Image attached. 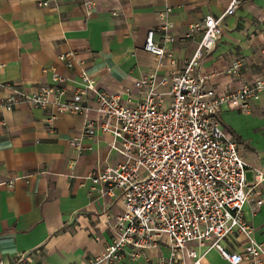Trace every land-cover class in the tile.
<instances>
[{"label":"crops","instance_id":"1","mask_svg":"<svg viewBox=\"0 0 264 264\" xmlns=\"http://www.w3.org/2000/svg\"><path fill=\"white\" fill-rule=\"evenodd\" d=\"M41 1L0 0V100L8 94L5 85L27 94L54 85L52 71L65 79L67 96L80 87L81 69L98 89L111 92L133 89L136 80L154 72L161 77L181 71L201 39V32L182 38L187 27L220 16L227 6V0H55L40 7ZM86 1L92 2L89 16ZM166 9L174 41L164 47L174 63L143 50L147 32L160 25ZM68 53L75 54L71 68L59 60ZM235 60L243 63L239 76L227 74ZM195 73L205 79V91L216 95L236 94L241 79L264 76V0H244L224 19L221 38ZM52 115L50 107L0 110V184L15 179L11 189L0 185V264H12L22 253H36L37 264H85L109 243L108 220L123 211L117 191L101 196V186L87 178L121 161L109 152L111 137L86 141L90 149L80 154L69 146L95 111ZM218 118L237 144L250 185L254 169L264 173V96L247 111L224 106ZM259 193L264 199V182ZM243 216L254 240L264 243V203L258 209L245 205ZM224 245L241 252L247 242L233 236ZM165 254L161 248L120 264H159ZM200 264L229 263L210 250Z\"/></svg>","mask_w":264,"mask_h":264},{"label":"built area","instance_id":"2","mask_svg":"<svg viewBox=\"0 0 264 264\" xmlns=\"http://www.w3.org/2000/svg\"><path fill=\"white\" fill-rule=\"evenodd\" d=\"M53 2L43 0L38 5L47 7ZM243 2L227 0L220 16H207L187 27L182 38L188 40L201 32V39L181 71L161 77L156 72L145 75L135 81L133 89L100 90L83 69L80 87L70 96L63 86L65 79L54 71V85L32 94L2 86L8 94L0 100V110L13 111L19 105L50 107L55 114L52 119L94 110L96 118H85L79 136L69 141L70 148L83 153L90 149L86 141L108 135L109 152L121 158L87 177L101 186V196L117 191L123 211L108 220L109 243L85 264H120L125 258H147L161 248L166 254L160 256L159 264H200L210 250L229 264H262L264 243L254 240L243 209L247 204L258 209L264 203L259 193L264 173L254 169V180L248 185L247 165L218 117L224 106L249 110L264 96V76L241 79L236 94L216 95L205 91V79L195 73L221 38L224 19L235 15ZM84 7L89 16L92 2L86 1ZM169 12L159 14L162 22L147 32L143 50L160 62L167 58L174 63L164 47L174 41L173 25L165 20ZM155 34L160 35L159 41ZM74 56L60 55L59 60L71 68ZM242 66V61H233L227 74L239 76ZM14 181L0 185L11 189ZM233 236L245 238L247 245L241 252H231L224 245ZM34 256L19 254L12 264H37Z\"/></svg>","mask_w":264,"mask_h":264},{"label":"trees","instance_id":"3","mask_svg":"<svg viewBox=\"0 0 264 264\" xmlns=\"http://www.w3.org/2000/svg\"><path fill=\"white\" fill-rule=\"evenodd\" d=\"M225 128V127H224ZM227 132H229L230 134H232L227 128H225Z\"/></svg>","mask_w":264,"mask_h":264}]
</instances>
